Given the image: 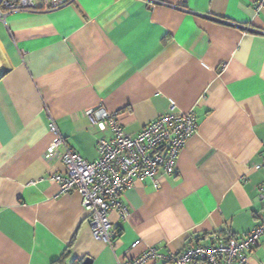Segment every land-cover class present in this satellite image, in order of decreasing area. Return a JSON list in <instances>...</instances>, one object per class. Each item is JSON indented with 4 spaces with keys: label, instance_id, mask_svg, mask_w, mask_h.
Masks as SVG:
<instances>
[{
    "label": "crops",
    "instance_id": "obj_1",
    "mask_svg": "<svg viewBox=\"0 0 264 264\" xmlns=\"http://www.w3.org/2000/svg\"><path fill=\"white\" fill-rule=\"evenodd\" d=\"M157 1L76 0L0 21V264H53L68 252L67 264H119L151 248L241 239L263 220L259 0ZM101 106L133 136L172 106L198 120L173 177L123 193L130 216L110 213L112 246L94 238L81 196L60 193L52 178L65 167L48 157L52 119L72 150L97 161L98 140L112 136L87 112ZM249 264H264V237Z\"/></svg>",
    "mask_w": 264,
    "mask_h": 264
},
{
    "label": "built area",
    "instance_id": "obj_2",
    "mask_svg": "<svg viewBox=\"0 0 264 264\" xmlns=\"http://www.w3.org/2000/svg\"><path fill=\"white\" fill-rule=\"evenodd\" d=\"M0 0V21L13 13H50L63 9L76 0ZM152 5H163L150 0ZM257 13L264 11V0H259ZM247 31H251L249 27ZM262 34V32H258ZM92 124L100 131L109 130L111 139L97 142L99 158L95 162L82 159L69 146L51 119L50 129L56 139L48 151L49 159L59 155L65 172L54 175L52 180L59 185L61 194L77 193L94 238L110 246L118 233L110 220V213L118 211L127 220L130 213L123 206L122 195L133 189L136 181L150 179L156 189L160 179L177 173L179 158L186 144L198 130V120L193 111L178 113L174 106L157 120L143 128L138 135H128L117 116L104 107L87 112ZM264 170V163L261 166ZM264 203V182L259 191ZM264 237V218L245 237L220 238L208 247H192L181 253H162L157 248L149 249L141 257L119 264H149L162 261L165 264H249L250 255Z\"/></svg>",
    "mask_w": 264,
    "mask_h": 264
},
{
    "label": "trees",
    "instance_id": "obj_3",
    "mask_svg": "<svg viewBox=\"0 0 264 264\" xmlns=\"http://www.w3.org/2000/svg\"><path fill=\"white\" fill-rule=\"evenodd\" d=\"M70 258V253L64 254L60 259L55 261L53 264H67L68 259ZM73 264H83L80 261H75Z\"/></svg>",
    "mask_w": 264,
    "mask_h": 264
},
{
    "label": "water",
    "instance_id": "obj_4",
    "mask_svg": "<svg viewBox=\"0 0 264 264\" xmlns=\"http://www.w3.org/2000/svg\"><path fill=\"white\" fill-rule=\"evenodd\" d=\"M84 264H91V261H90V260H86V261L84 262Z\"/></svg>",
    "mask_w": 264,
    "mask_h": 264
}]
</instances>
